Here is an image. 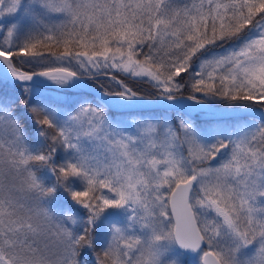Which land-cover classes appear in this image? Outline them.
I'll return each mask as SVG.
<instances>
[{
	"label": "snow or ice",
	"instance_id": "6c2138e0",
	"mask_svg": "<svg viewBox=\"0 0 264 264\" xmlns=\"http://www.w3.org/2000/svg\"><path fill=\"white\" fill-rule=\"evenodd\" d=\"M85 249L264 264V0H0V264Z\"/></svg>",
	"mask_w": 264,
	"mask_h": 264
},
{
	"label": "rangeland",
	"instance_id": "374dc122",
	"mask_svg": "<svg viewBox=\"0 0 264 264\" xmlns=\"http://www.w3.org/2000/svg\"><path fill=\"white\" fill-rule=\"evenodd\" d=\"M143 89H147V85ZM50 207H51L52 211L54 213H56V210L52 207V205H50ZM63 208L67 209L68 211L73 210L74 213H80L81 216L84 215L82 210L79 209L78 206H76L74 204H72V206H71L70 203H67L66 206ZM124 220H125V214L122 211H120V210L109 211L108 214L101 221H99L98 224L96 225L95 234H94L95 235L94 243H95V241L101 240V242H102L101 244H103V246H104L106 244L108 237H109L108 225L110 223H114V222L123 223ZM85 252H87L88 255L92 258V261L94 264V257L91 256V253L88 250H86Z\"/></svg>",
	"mask_w": 264,
	"mask_h": 264
},
{
	"label": "trees",
	"instance_id": "16d2710c",
	"mask_svg": "<svg viewBox=\"0 0 264 264\" xmlns=\"http://www.w3.org/2000/svg\"><path fill=\"white\" fill-rule=\"evenodd\" d=\"M133 85L138 86V87H140V88H145V87H146V85H143V84H139V85H137V84H133ZM69 199H70V198L67 197L66 194L58 193V194L55 196V198L53 199L54 201L52 200L51 203L55 204V205L53 206V208L57 209V208H59L62 204L66 203ZM54 202H55V203H54Z\"/></svg>",
	"mask_w": 264,
	"mask_h": 264
}]
</instances>
